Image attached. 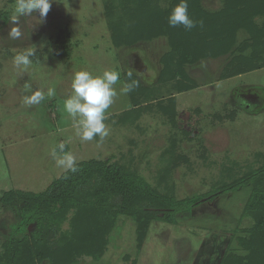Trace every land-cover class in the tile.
<instances>
[{"label":"rangeland","instance_id":"obj_1","mask_svg":"<svg viewBox=\"0 0 264 264\" xmlns=\"http://www.w3.org/2000/svg\"><path fill=\"white\" fill-rule=\"evenodd\" d=\"M154 1L162 7L169 2ZM14 3L0 0V198L10 189L44 191L61 176L65 170L51 156L60 143L77 162L96 158L130 165L178 199L204 200L264 166V53L255 63L233 60L234 55L206 60L204 71L185 64L179 70L186 77L164 79L166 64L176 69L180 60L172 63L167 36L131 46L115 44L112 22L127 19L126 12L136 8L133 0H53L42 23L38 13L21 17L17 40L8 36ZM203 5L217 10L223 0H203ZM248 36L240 30L237 43ZM34 45L33 63L26 71L15 68V52ZM243 54L249 56L251 49ZM79 70L120 74L114 86L118 94L106 112L110 132L102 141L99 136L82 141L63 108ZM26 82L33 90L53 89L55 95L25 106ZM124 83L135 86L123 94ZM188 84L194 87L180 91ZM249 192L246 187L202 201L190 212L175 214L174 223L153 221L141 250L136 223L120 215L103 257L84 256L75 264H126L134 259L137 264H219L231 236L251 224L242 218ZM20 218L18 203H0V246L14 234ZM35 228V223L27 226L29 232Z\"/></svg>","mask_w":264,"mask_h":264},{"label":"trees","instance_id":"obj_2","mask_svg":"<svg viewBox=\"0 0 264 264\" xmlns=\"http://www.w3.org/2000/svg\"><path fill=\"white\" fill-rule=\"evenodd\" d=\"M133 1L136 8L126 12L127 19L121 16L112 22L115 44L131 46L167 36L172 63L176 57L180 60L176 69L166 64L164 79L186 77L181 71L185 64L204 70L203 61L224 55L252 63L263 59L264 0H223L217 10L206 9L203 0H188L189 16L204 22L203 28L197 24L190 31L168 24L170 11L180 0H169L165 7L154 0ZM258 17L263 18L262 23ZM240 30L249 35L242 44L237 43ZM248 49L251 54L245 56ZM193 87L183 85L180 91ZM77 166V172L65 171L44 191L10 189L1 196L2 204L18 203L21 223L1 244L0 264H75L84 256L99 260L120 215L136 223L137 248L141 250L153 221L174 223L175 214L246 187L250 192L242 218L251 224L235 232V238L231 236L219 264H264V166L249 170L204 200L178 199L154 186L136 168L117 161L92 158L77 162ZM67 218L69 227L64 228ZM30 223L36 224L32 232L27 229ZM126 264H137V259Z\"/></svg>","mask_w":264,"mask_h":264},{"label":"clouds","instance_id":"obj_3","mask_svg":"<svg viewBox=\"0 0 264 264\" xmlns=\"http://www.w3.org/2000/svg\"><path fill=\"white\" fill-rule=\"evenodd\" d=\"M53 0H15L11 8V18L13 26L10 28L8 36L12 40H17L22 36L19 21L21 17L31 16L38 13V22H43L46 18ZM168 24L171 27L183 26L185 30H192L199 24L204 26L203 20L195 21L188 14V0H180L173 6L168 16ZM37 55L34 47L15 52L13 55V65L17 69L26 71L33 63V58ZM129 77L131 73L128 74ZM120 80V74L115 70H104L100 74H93L87 70L75 71L71 79L72 94L64 99L63 108L73 122L76 135L82 141H91L99 136L102 141L109 135L110 129L106 126V112L117 96L115 85ZM134 83H124L120 89L121 93L127 94L133 90ZM26 95L23 97L25 106L39 105L47 97L55 95L53 89L45 93L42 89L33 90L29 83L23 85ZM51 156L56 165L65 171L75 173L78 171L76 158L71 152L65 151V144L60 143L51 151Z\"/></svg>","mask_w":264,"mask_h":264},{"label":"flooded vegetation","instance_id":"obj_4","mask_svg":"<svg viewBox=\"0 0 264 264\" xmlns=\"http://www.w3.org/2000/svg\"><path fill=\"white\" fill-rule=\"evenodd\" d=\"M251 102H252V103H253V102L255 103V101H250V103H251ZM252 103H251V104H252ZM248 106H249V104H248Z\"/></svg>","mask_w":264,"mask_h":264},{"label":"crops","instance_id":"obj_5","mask_svg":"<svg viewBox=\"0 0 264 264\" xmlns=\"http://www.w3.org/2000/svg\"><path fill=\"white\" fill-rule=\"evenodd\" d=\"M203 70V69H202ZM204 71V70H203Z\"/></svg>","mask_w":264,"mask_h":264},{"label":"water","instance_id":"obj_6","mask_svg":"<svg viewBox=\"0 0 264 264\" xmlns=\"http://www.w3.org/2000/svg\"><path fill=\"white\" fill-rule=\"evenodd\" d=\"M247 107H249V106H247Z\"/></svg>","mask_w":264,"mask_h":264}]
</instances>
